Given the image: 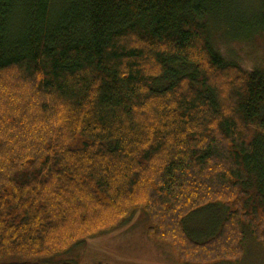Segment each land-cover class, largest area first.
Returning a JSON list of instances; mask_svg holds the SVG:
<instances>
[{"label":"trees","instance_id":"16d2710c","mask_svg":"<svg viewBox=\"0 0 264 264\" xmlns=\"http://www.w3.org/2000/svg\"><path fill=\"white\" fill-rule=\"evenodd\" d=\"M228 13L0 0V264H43L137 210L189 263L241 260L244 224L264 242V68L241 46L264 35V1ZM216 203L227 215L198 242L184 220Z\"/></svg>","mask_w":264,"mask_h":264},{"label":"rangeland","instance_id":"374dc122","mask_svg":"<svg viewBox=\"0 0 264 264\" xmlns=\"http://www.w3.org/2000/svg\"><path fill=\"white\" fill-rule=\"evenodd\" d=\"M264 0H227L229 19L238 15L250 20L260 14ZM230 19V20H231ZM229 23L220 30L226 37H235L230 33ZM224 29V30H222ZM225 29H228L226 31ZM244 53L254 64L264 68V35H257L251 43L241 44ZM166 84V82H164ZM164 87V86H163ZM215 206L219 209H216ZM227 210L220 203L211 204L192 212L184 220V228L198 242L213 237L220 229ZM151 226L148 216L137 210L132 217L115 230L77 243L65 253L39 260L43 264H195L182 260L175 248L150 236ZM244 253L239 261H218L210 264H264V242L256 239L254 229L244 224Z\"/></svg>","mask_w":264,"mask_h":264}]
</instances>
